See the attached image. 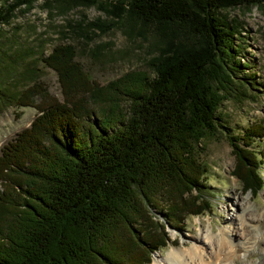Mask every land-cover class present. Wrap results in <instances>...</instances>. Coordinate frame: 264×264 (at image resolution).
Returning a JSON list of instances; mask_svg holds the SVG:
<instances>
[{
  "label": "trees",
  "instance_id": "trees-1",
  "mask_svg": "<svg viewBox=\"0 0 264 264\" xmlns=\"http://www.w3.org/2000/svg\"><path fill=\"white\" fill-rule=\"evenodd\" d=\"M38 1L0 0V25ZM45 2L63 12L99 7L116 25L128 21L130 31L144 26L142 37L152 27L157 54L149 63L152 75L132 71L101 86L74 61V47L61 44L43 63L57 73L62 102L27 80L28 64L24 89L14 95L6 93L7 84L0 89L3 106L37 111L0 152V264L153 263L154 253L175 243L167 226L180 229L211 210L208 168L197 151L219 129L236 159L232 175L245 193H260L264 160L256 145L264 142V122L233 135L221 111L224 101L241 102L246 94L230 67L237 64L240 25L222 21L219 12L263 10L261 0H114L104 8L100 0ZM87 26L100 34L110 30ZM17 42L0 37V48L13 51ZM163 197L168 206L157 209ZM153 210L164 224L153 220Z\"/></svg>",
  "mask_w": 264,
  "mask_h": 264
},
{
  "label": "rangeland",
  "instance_id": "rangeland-1",
  "mask_svg": "<svg viewBox=\"0 0 264 264\" xmlns=\"http://www.w3.org/2000/svg\"><path fill=\"white\" fill-rule=\"evenodd\" d=\"M113 2L114 0H100V6L104 8ZM21 9L23 8L14 12L15 16L10 24L0 25V37H15L16 41H19L16 44L18 49L14 47L13 51L11 48H0V78L3 79L0 89L3 90L4 84H7L6 93L14 95L15 91L18 93L25 88L26 83L21 84L20 81L24 74H21L24 72L23 65L28 64L27 80L45 88L44 93L49 98L62 102L61 84L57 73L43 63V58L46 59L53 48L61 44L74 47V61L79 63L91 82L101 86L132 71H147L153 74L149 63L157 51L150 40L154 33L152 27L146 28V37H142L140 33L144 31V26L137 23L133 31H130L131 24L128 21H123V25H116V20L99 7L74 8L63 12L57 4L47 5L45 0H41L27 13H23ZM219 17L228 23L238 19L240 25L239 34L234 38L233 61L241 65L237 67V64L233 63L230 67L236 70L234 81L239 85V91L244 92L246 96L242 97L241 102L234 99L224 101L221 111L225 126L231 129L230 134L243 136L249 126L264 122V9L254 7L250 10L220 11ZM91 22L110 27V30L100 34L87 26ZM22 48L24 50L19 52ZM16 54L17 58L14 59ZM10 59L17 62L16 72L9 71ZM241 84L243 88L244 84L247 88H241ZM41 102L39 98L35 103L38 105ZM11 105L3 106L0 103V152L1 148L13 141L37 115L36 109L32 107L16 108L15 104ZM226 137L225 132L219 129L216 135L197 151L199 161L208 168L206 196L212 203L211 210L201 217L188 218L180 225V229L167 226V236L171 243H175L154 253L151 264L161 263L173 249L186 256L194 255L191 251L193 247L195 250H202L206 260H211L215 253V247L208 239L211 229L214 230L213 238H219L222 230L235 229L239 239L242 238L243 241H247L252 234L264 239V187L257 195L243 191L242 184L232 175L236 159ZM256 150L264 160V142L258 141ZM261 173L264 177V164H261ZM186 199H189V196L184 201ZM233 202H239L244 209L247 207L248 225H253L250 218L259 219L257 231L247 233L240 227L236 218L230 219L229 213L234 211L232 214L236 215V210L240 212L239 209L235 210ZM168 203V198H159L157 209L168 206ZM151 214L155 222L164 224V218L159 211L153 210ZM196 237L202 238L203 241L195 240ZM263 252L264 245L249 259L243 250L238 251L237 263L264 264Z\"/></svg>",
  "mask_w": 264,
  "mask_h": 264
},
{
  "label": "bare ground",
  "instance_id": "bare-ground-1",
  "mask_svg": "<svg viewBox=\"0 0 264 264\" xmlns=\"http://www.w3.org/2000/svg\"><path fill=\"white\" fill-rule=\"evenodd\" d=\"M233 207H235V210L239 209L240 212L236 210V215L232 214L234 211L232 213H229L230 219L235 220L236 218V220L240 222V227H242V229L247 233H250V231L255 232L258 230L259 219L252 217L250 219H252L253 225H248L246 223V219L248 218L246 217V213H248L247 207L244 209L243 205L239 202H233ZM255 223L256 225H254ZM260 229L261 228L259 227V230ZM210 233V237H208L209 242L215 247V253L214 256L211 255V260H206L202 255V250H195V247H193L191 251L194 252V255L190 254L189 256H186L177 251L176 249H173L168 253V255L164 259H162L163 261L158 264H240L237 263V260H239L238 251L243 250L246 253V257L250 259L254 252L264 245V239L261 237H256V235L253 236V234L252 237H250L247 241H243L242 238L239 239L238 233L235 231V229H230V231L222 230L221 234L219 235V238H213L212 235L214 233V230L211 229ZM195 240L201 242L203 241L200 237H196ZM237 245L239 246L236 247ZM199 248L201 249V247ZM199 253L200 256H198ZM247 264L255 263L250 262Z\"/></svg>",
  "mask_w": 264,
  "mask_h": 264
},
{
  "label": "water",
  "instance_id": "water-1",
  "mask_svg": "<svg viewBox=\"0 0 264 264\" xmlns=\"http://www.w3.org/2000/svg\"><path fill=\"white\" fill-rule=\"evenodd\" d=\"M264 3V0H261Z\"/></svg>",
  "mask_w": 264,
  "mask_h": 264
}]
</instances>
